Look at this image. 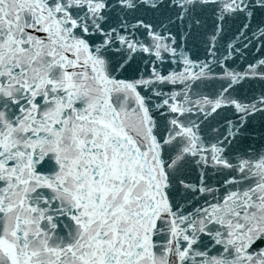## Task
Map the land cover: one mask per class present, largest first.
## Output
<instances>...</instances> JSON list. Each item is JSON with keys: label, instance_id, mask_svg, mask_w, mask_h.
<instances>
[{"label": "snow or ice", "instance_id": "snow-or-ice-1", "mask_svg": "<svg viewBox=\"0 0 264 264\" xmlns=\"http://www.w3.org/2000/svg\"><path fill=\"white\" fill-rule=\"evenodd\" d=\"M0 264H264V0H0Z\"/></svg>", "mask_w": 264, "mask_h": 264}]
</instances>
